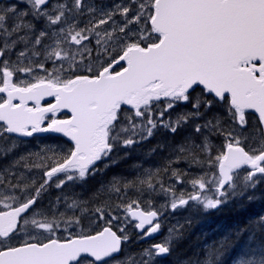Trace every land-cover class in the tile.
<instances>
[{
    "label": "snow or ice",
    "instance_id": "1",
    "mask_svg": "<svg viewBox=\"0 0 264 264\" xmlns=\"http://www.w3.org/2000/svg\"><path fill=\"white\" fill-rule=\"evenodd\" d=\"M46 97L54 102L42 104ZM159 128L188 132L174 160L135 181L113 178L90 200L63 194L115 163L116 148ZM47 133L71 147L18 154L27 138ZM180 160L199 174L173 167ZM261 184L264 0L0 2V264H160L183 225L139 259L125 251L129 225L146 239L159 233L166 210L243 207ZM53 187L61 195L40 207ZM102 194L119 203L88 207ZM158 194L167 199L159 208L151 199ZM96 221L107 226L92 230ZM255 225L264 235V215ZM254 241L250 234L230 264H264V241ZM225 256L221 242L196 264H226Z\"/></svg>",
    "mask_w": 264,
    "mask_h": 264
},
{
    "label": "flooded vegetation",
    "instance_id": "2",
    "mask_svg": "<svg viewBox=\"0 0 264 264\" xmlns=\"http://www.w3.org/2000/svg\"><path fill=\"white\" fill-rule=\"evenodd\" d=\"M0 2H6V0H2ZM45 139H52V136H48ZM22 153L23 152L21 150H18V154H22ZM115 157H116L115 152H113L112 159L115 160L116 159ZM112 165L113 163L109 167V169L111 170H112ZM111 174L112 173L109 174L110 178H112ZM108 182L109 180H106V183ZM262 185L264 184H261L260 186ZM94 186L97 187L98 183H96ZM52 190H56V189L53 187ZM59 191L60 190H58V192ZM43 200L45 203L39 205L42 208H47L50 199L44 198ZM262 215H264V205L260 208L258 207V211L254 212L253 214L250 213L247 217L246 216L243 217L241 220H239V223L237 224L236 227L230 229L227 220L226 218H224L223 214L220 215V213L214 210L207 213H203V212H198V210L196 209V214H194V212L191 214V220L189 222L190 227L194 226L195 228L189 230L191 231L190 234L192 233L194 234L193 237L191 238V241H193V243L197 246V250L195 251V257L193 258V261L188 264H196L197 261H200L204 258L205 253L210 248H212L213 245H218L221 242H224L226 244L225 261L226 264H230L232 257L236 256L238 253L247 249L250 246V234H252L255 237L253 247L254 245L264 241V235H262L258 230H256V225H255V221ZM88 223L89 222H85V224ZM104 226L106 225L102 224V222L96 221L94 222V225H92V230H101ZM198 226L201 227L198 228ZM187 231H188L187 229L186 230L185 228L183 229L181 234L182 235L181 239L178 242H180L183 237H186ZM137 233L138 231L135 230L134 235L131 236L130 241L125 246V251L128 250V253L136 257L137 259H139V253H141L143 249L150 247V245L154 243L163 242V240H161L164 234L163 227H161L159 233H157L151 239H140ZM254 250L258 251V249L256 248H254ZM160 264H187V262L183 260L180 251H178L177 248L175 247V250L172 252L170 256L161 259Z\"/></svg>",
    "mask_w": 264,
    "mask_h": 264
},
{
    "label": "rangeland",
    "instance_id": "3",
    "mask_svg": "<svg viewBox=\"0 0 264 264\" xmlns=\"http://www.w3.org/2000/svg\"><path fill=\"white\" fill-rule=\"evenodd\" d=\"M185 110L186 109L183 107H180L177 109V111H185ZM173 118H174V114H173ZM187 134H188V132H184L180 135H173V134L167 132L165 129L159 128L158 130H156L154 132V135L152 137L142 141L139 144L134 145L133 148H131V149H126V148L121 146V148H123V150H125V151L136 150L137 152H140V148H143V146H146V144L149 141H153L155 143V145L152 146L149 150L150 155H146L149 151L143 152V156H145V157H143L135 165V169L133 170L135 172L134 177L129 178L126 176H123V177L122 176H118V177L115 176L114 178L120 179L122 181H135L138 177H141V178L143 177L144 170L151 169L154 171L157 168L163 167L165 164H167L169 159H173V160L175 159V156L172 155V149L174 147L178 146L179 144H181L183 142L184 135H187ZM169 136H171L173 138L171 141L168 140ZM217 143H219V141H217ZM44 146H46V145L40 144V143H26L20 149L25 150L27 152L28 151L36 152V151H39L40 148L44 147ZM54 146L60 147L58 144H55ZM156 159H157V161H156ZM173 167L178 168L180 170L189 171L190 175L193 173L199 174L198 169H196V168L189 169V165L184 160H180L179 162L173 164ZM40 174L41 173L37 172V177ZM102 175H103V173H101V175H99V177H95V182L98 183V186L91 193L95 194L97 192V190L100 188L101 184L104 182L102 180ZM161 178L164 179L165 187H168L169 181L167 180V178L164 176L163 173H161ZM175 190L177 192H180V191L190 192V191H192L190 186L181 185V184H176ZM107 195L108 194H102L100 197H103L105 199V201L108 200L112 203H119V200L115 196H110V198H109V195H108V198H109L108 199L105 197ZM128 195L132 199L138 198L135 191L132 189L129 190ZM161 196L162 197L157 199V200H154L155 197L151 198L154 207L159 208L160 205H164L167 203L166 197L163 194ZM70 197H72V196H70ZM85 198H86V196H84L83 199L85 200ZM145 198H148V197H145ZM141 207L144 208L145 210H149L146 207V205L144 204L143 200H141ZM193 212H194V214H196V209L193 207H188L186 209H178L176 211L166 210L163 213V215L161 216V220H160L161 227H163V229H164V234H163V237L161 238V240L164 241L165 238L169 235V229L176 228L178 225H183V227L180 229V233H179L180 236H182L181 235L182 231H183L185 225L188 222H190L191 214ZM113 214L114 215L122 214V212L114 211ZM85 222H89V221H87V220L83 221L84 224H85ZM102 224H104V223L102 222ZM92 225H94V223H92ZM114 227H115V225H114ZM135 230L136 229L133 226L129 225L127 228L128 235L130 237L132 235H134ZM126 252L128 253V250H126Z\"/></svg>",
    "mask_w": 264,
    "mask_h": 264
},
{
    "label": "trees",
    "instance_id": "4",
    "mask_svg": "<svg viewBox=\"0 0 264 264\" xmlns=\"http://www.w3.org/2000/svg\"><path fill=\"white\" fill-rule=\"evenodd\" d=\"M173 138L171 136L168 137V140L171 141ZM150 145V142H148ZM153 145H155L154 142H152ZM48 145V144H45ZM65 147V143L62 145ZM143 150H140V152L137 151H127V152H122L116 153V159H115V165H112V170L109 169L106 172V175L102 176V180L104 181L103 183L106 184V177L109 176L110 173H112V176H126V177H134L135 172L133 171L135 169V165L145 156L142 154ZM150 155V151L146 154ZM135 156H137L135 158ZM137 159V160H136ZM148 160V159H147ZM146 160V161H147ZM157 161V159H156ZM111 170V172H110ZM40 176V175H39ZM39 176L37 177L38 182H39ZM96 184L95 178H93L87 185L83 186L84 189H78V192H75L73 196L78 197L79 199H83L84 196H86L85 200H90V198L93 196V193L91 188ZM85 190V191H84ZM58 193V192H57ZM57 193H55L54 190L50 189L46 194L42 196V198H54L57 196ZM86 194V195H85ZM89 196V197H88ZM108 198V195L105 196ZM255 199L251 202L244 201L243 207H241V204L239 202L237 203H231L227 205L226 207L217 210L216 212L220 213V215L223 214L224 218H226L228 226L230 229H233L237 224L239 223V220L243 217H247L250 213L253 214L258 210V207H262L264 205V185H262L258 190L255 192ZM110 198V196H109ZM108 198V199H109ZM105 201L103 197H98L97 201L89 203L88 207H95L99 206L100 203ZM108 201V200H107ZM242 210V212H241ZM237 212V213H236ZM242 213V214H239ZM230 214V215H229ZM234 214V215H233ZM245 214V215H244ZM237 215V216H236ZM233 217V218H232ZM240 219H238V218ZM229 219V220H228ZM248 220V219H247ZM237 221V222H236ZM201 226H198L200 228ZM185 230L187 229L186 237H183L180 242L176 244V248L178 251H180L183 260L188 263L193 261V258L195 257V251L197 250V246L191 241V238L193 237V233L190 234V230L195 228L194 226L190 227V225H187L184 227ZM190 229V230H189Z\"/></svg>",
    "mask_w": 264,
    "mask_h": 264
},
{
    "label": "water",
    "instance_id": "5",
    "mask_svg": "<svg viewBox=\"0 0 264 264\" xmlns=\"http://www.w3.org/2000/svg\"><path fill=\"white\" fill-rule=\"evenodd\" d=\"M48 99H52L51 97H46L44 101L48 100ZM43 102V101H42ZM32 102H29V104H31ZM63 112H67V110H64ZM68 113V112H67ZM42 135H45V134H42ZM67 138V137H66ZM69 141L70 139L67 138ZM71 142V141H70ZM72 143V142H71Z\"/></svg>",
    "mask_w": 264,
    "mask_h": 264
},
{
    "label": "bare ground",
    "instance_id": "6",
    "mask_svg": "<svg viewBox=\"0 0 264 264\" xmlns=\"http://www.w3.org/2000/svg\"><path fill=\"white\" fill-rule=\"evenodd\" d=\"M241 212H242V210H241ZM237 213V212H236ZM239 214V213H238ZM240 214H242V213H240ZM239 214V215H240ZM230 215V214H229ZM234 215V214H233ZM245 215V214H244ZM237 216V215H236ZM233 218V217H232ZM238 218V217H237ZM220 219V218H219ZM238 219H240V218H238ZM242 219V218H241ZM229 220V219H228ZM226 221V220H225ZM237 222V221H236ZM246 224V223H245ZM236 227V226H235ZM236 229V228H235ZM246 229V228H245ZM191 232V231H190ZM232 234V233H231ZM247 235V234H246ZM245 238V237H244ZM235 253V252H234ZM233 254V253H232Z\"/></svg>",
    "mask_w": 264,
    "mask_h": 264
}]
</instances>
